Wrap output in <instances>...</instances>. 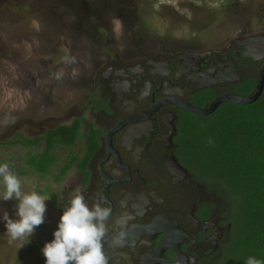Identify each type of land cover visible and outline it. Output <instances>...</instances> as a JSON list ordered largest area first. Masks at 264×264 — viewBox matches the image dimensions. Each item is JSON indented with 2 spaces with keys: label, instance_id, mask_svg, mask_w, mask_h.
Instances as JSON below:
<instances>
[{
  "label": "flooded vegetation",
  "instance_id": "af4514ba",
  "mask_svg": "<svg viewBox=\"0 0 264 264\" xmlns=\"http://www.w3.org/2000/svg\"><path fill=\"white\" fill-rule=\"evenodd\" d=\"M135 43L109 50L93 73L86 102L71 121H81L85 136L65 147L61 162L77 155L71 169L78 177L69 193L55 194L50 221L20 249L21 260L45 264L43 246L82 191L90 206L99 201L112 209L104 241L109 264H234L228 204L218 184L190 161L184 141L187 133L207 132L222 114L237 109L230 101L208 115L189 107L209 108L219 97L254 93L264 65V31L243 28L210 44L150 38ZM85 160L82 171L77 164ZM120 231L126 235L118 245L112 238Z\"/></svg>",
  "mask_w": 264,
  "mask_h": 264
},
{
  "label": "rangeland",
  "instance_id": "374dc122",
  "mask_svg": "<svg viewBox=\"0 0 264 264\" xmlns=\"http://www.w3.org/2000/svg\"><path fill=\"white\" fill-rule=\"evenodd\" d=\"M243 28L264 31V0H0V159L22 170L23 193L50 197L44 221L55 194L69 193L78 171L57 181L58 166L47 175L31 170L26 158L44 143L15 144L16 133L33 138L69 124L109 50L144 38L210 44ZM67 151L59 150L60 163ZM17 203L0 200V216L6 210L16 219ZM19 244L0 220V264L32 263L19 258Z\"/></svg>",
  "mask_w": 264,
  "mask_h": 264
},
{
  "label": "trees",
  "instance_id": "16d2710c",
  "mask_svg": "<svg viewBox=\"0 0 264 264\" xmlns=\"http://www.w3.org/2000/svg\"><path fill=\"white\" fill-rule=\"evenodd\" d=\"M234 106L237 107L234 112L222 114L220 122L207 127V132L186 131L184 143L187 141L189 159L199 173L220 187L233 222L230 245L233 262L246 264L249 257L264 261V93L252 104ZM81 128V121L74 120L33 138L18 132L13 143L34 147L43 142L44 148L29 154L25 163L41 175L58 166L59 171L54 174L58 181L79 158L70 154L69 161L61 164L59 150L74 146L78 138L85 136ZM3 163L16 175L22 171L7 159H0V164ZM77 165L84 171L86 160Z\"/></svg>",
  "mask_w": 264,
  "mask_h": 264
},
{
  "label": "clouds",
  "instance_id": "9594fccd",
  "mask_svg": "<svg viewBox=\"0 0 264 264\" xmlns=\"http://www.w3.org/2000/svg\"><path fill=\"white\" fill-rule=\"evenodd\" d=\"M0 178L4 184L0 200L18 201L17 218H11L4 210L0 220L5 224L10 242L20 241V249L30 242L35 229L44 222L45 201L50 197L41 196L35 191L23 193L21 179L10 170L7 163L0 164ZM111 217L110 206H103L99 201L90 206L83 192L77 191L60 217L58 228L53 233L54 239L46 242L42 248L45 264H109L104 241ZM125 235L124 231L118 232L113 236V242L122 244ZM246 264H264V261L249 257Z\"/></svg>",
  "mask_w": 264,
  "mask_h": 264
},
{
  "label": "water",
  "instance_id": "95a60500",
  "mask_svg": "<svg viewBox=\"0 0 264 264\" xmlns=\"http://www.w3.org/2000/svg\"><path fill=\"white\" fill-rule=\"evenodd\" d=\"M249 39L254 40L255 38L251 37ZM263 90H264V65L261 67L259 71L257 82H256V90L254 91L252 95H249L246 97H243V96L219 97L214 100V102L210 105L209 108H195V107L190 108L189 107V109L199 115H208L211 112L215 111V109L221 103H224L226 101L234 102L236 104H244V105L252 104L261 97Z\"/></svg>",
  "mask_w": 264,
  "mask_h": 264
}]
</instances>
